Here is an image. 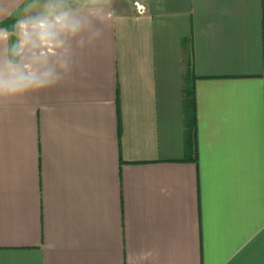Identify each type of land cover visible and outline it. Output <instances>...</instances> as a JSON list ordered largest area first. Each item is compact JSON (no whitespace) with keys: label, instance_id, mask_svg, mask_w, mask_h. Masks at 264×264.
<instances>
[{"label":"crops","instance_id":"0c3cea01","mask_svg":"<svg viewBox=\"0 0 264 264\" xmlns=\"http://www.w3.org/2000/svg\"><path fill=\"white\" fill-rule=\"evenodd\" d=\"M0 88V264H264V0H0Z\"/></svg>","mask_w":264,"mask_h":264},{"label":"trees","instance_id":"16d2710c","mask_svg":"<svg viewBox=\"0 0 264 264\" xmlns=\"http://www.w3.org/2000/svg\"><path fill=\"white\" fill-rule=\"evenodd\" d=\"M188 78H185V84L182 91L183 95V103H182V109H183V122L185 124V136H186V146L192 147L194 149L195 146V96L193 95V89L191 84H189V81H187ZM195 151V149H194Z\"/></svg>","mask_w":264,"mask_h":264},{"label":"rangeland","instance_id":"374dc122","mask_svg":"<svg viewBox=\"0 0 264 264\" xmlns=\"http://www.w3.org/2000/svg\"><path fill=\"white\" fill-rule=\"evenodd\" d=\"M103 0H69L70 8L77 7H87L89 5L95 4V2H102Z\"/></svg>","mask_w":264,"mask_h":264},{"label":"clouds","instance_id":"9594fccd","mask_svg":"<svg viewBox=\"0 0 264 264\" xmlns=\"http://www.w3.org/2000/svg\"><path fill=\"white\" fill-rule=\"evenodd\" d=\"M22 86H26V85H19V84H16L15 82H13L11 84L10 90L11 91H16V90H18ZM0 91H3V88H0Z\"/></svg>","mask_w":264,"mask_h":264},{"label":"built area","instance_id":"2783aa9c","mask_svg":"<svg viewBox=\"0 0 264 264\" xmlns=\"http://www.w3.org/2000/svg\"><path fill=\"white\" fill-rule=\"evenodd\" d=\"M136 7H137V9H138L139 11H142V9H140V8H141L140 6H137V5H136Z\"/></svg>","mask_w":264,"mask_h":264}]
</instances>
